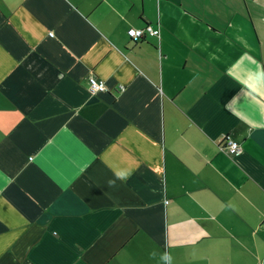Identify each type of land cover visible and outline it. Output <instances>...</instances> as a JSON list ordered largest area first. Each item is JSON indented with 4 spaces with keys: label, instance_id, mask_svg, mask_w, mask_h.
Here are the masks:
<instances>
[{
    "label": "crops",
    "instance_id": "crops-1",
    "mask_svg": "<svg viewBox=\"0 0 264 264\" xmlns=\"http://www.w3.org/2000/svg\"><path fill=\"white\" fill-rule=\"evenodd\" d=\"M258 73L264 0H0V264H264Z\"/></svg>",
    "mask_w": 264,
    "mask_h": 264
},
{
    "label": "built area",
    "instance_id": "built-area-1",
    "mask_svg": "<svg viewBox=\"0 0 264 264\" xmlns=\"http://www.w3.org/2000/svg\"><path fill=\"white\" fill-rule=\"evenodd\" d=\"M128 35L131 39L138 40L144 33L149 36L158 35L159 29L153 28L150 25H145L141 29H130ZM119 90H123V86L119 87ZM106 91L105 84L102 80H99L94 75H90L87 78V92L89 95L94 96ZM221 147L230 155L236 156L240 153V145L234 141L229 134L221 135ZM264 226V223H263Z\"/></svg>",
    "mask_w": 264,
    "mask_h": 264
},
{
    "label": "clouds",
    "instance_id": "clouds-1",
    "mask_svg": "<svg viewBox=\"0 0 264 264\" xmlns=\"http://www.w3.org/2000/svg\"><path fill=\"white\" fill-rule=\"evenodd\" d=\"M254 78L257 81L258 85L260 83H264V73H258V74H256V76ZM110 183H112V181H110ZM152 256L155 257L156 253H153ZM160 259H161V261L164 262V264H172V257H171V254L168 252H164L160 256Z\"/></svg>",
    "mask_w": 264,
    "mask_h": 264
},
{
    "label": "water",
    "instance_id": "water-1",
    "mask_svg": "<svg viewBox=\"0 0 264 264\" xmlns=\"http://www.w3.org/2000/svg\"><path fill=\"white\" fill-rule=\"evenodd\" d=\"M137 41V40H136Z\"/></svg>",
    "mask_w": 264,
    "mask_h": 264
}]
</instances>
